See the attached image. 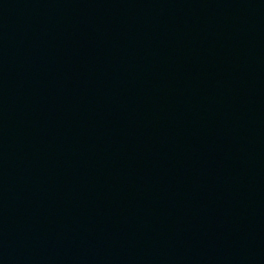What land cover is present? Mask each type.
<instances>
[{
	"label": "water",
	"instance_id": "obj_1",
	"mask_svg": "<svg viewBox=\"0 0 264 264\" xmlns=\"http://www.w3.org/2000/svg\"><path fill=\"white\" fill-rule=\"evenodd\" d=\"M0 264H264V0H0Z\"/></svg>",
	"mask_w": 264,
	"mask_h": 264
}]
</instances>
